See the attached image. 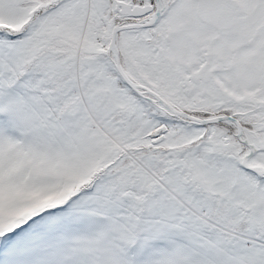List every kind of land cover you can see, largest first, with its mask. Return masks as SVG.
Wrapping results in <instances>:
<instances>
[{"label":"snow or ice","instance_id":"obj_1","mask_svg":"<svg viewBox=\"0 0 264 264\" xmlns=\"http://www.w3.org/2000/svg\"><path fill=\"white\" fill-rule=\"evenodd\" d=\"M0 264H264V0H0Z\"/></svg>","mask_w":264,"mask_h":264}]
</instances>
